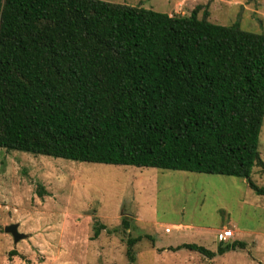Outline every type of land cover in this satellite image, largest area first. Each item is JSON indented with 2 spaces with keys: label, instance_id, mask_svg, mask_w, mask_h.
I'll return each instance as SVG.
<instances>
[{
  "label": "trees",
  "instance_id": "1",
  "mask_svg": "<svg viewBox=\"0 0 264 264\" xmlns=\"http://www.w3.org/2000/svg\"><path fill=\"white\" fill-rule=\"evenodd\" d=\"M198 14L101 0H0V148L242 178L264 196L251 180L254 167L264 173V35ZM121 225L131 229L126 217ZM139 241L128 240L131 261ZM245 247L171 250L212 260Z\"/></svg>",
  "mask_w": 264,
  "mask_h": 264
},
{
  "label": "rangeland",
  "instance_id": "2",
  "mask_svg": "<svg viewBox=\"0 0 264 264\" xmlns=\"http://www.w3.org/2000/svg\"><path fill=\"white\" fill-rule=\"evenodd\" d=\"M190 16L264 35V0H101ZM259 151L264 161V121ZM251 180L264 186L254 167ZM43 190V196L39 191ZM131 224L124 231L122 220ZM26 238L14 242L5 227ZM105 225L95 238V228ZM170 229V232H168ZM246 244L214 259L218 235ZM140 239L128 257V240ZM0 264H264V196L248 180L192 172L74 162L0 148Z\"/></svg>",
  "mask_w": 264,
  "mask_h": 264
},
{
  "label": "water",
  "instance_id": "3",
  "mask_svg": "<svg viewBox=\"0 0 264 264\" xmlns=\"http://www.w3.org/2000/svg\"><path fill=\"white\" fill-rule=\"evenodd\" d=\"M18 228H19L18 225H10V226L5 227V232L10 234L13 237L14 242L16 244L19 241L26 238V235L19 233Z\"/></svg>",
  "mask_w": 264,
  "mask_h": 264
},
{
  "label": "built area",
  "instance_id": "4",
  "mask_svg": "<svg viewBox=\"0 0 264 264\" xmlns=\"http://www.w3.org/2000/svg\"><path fill=\"white\" fill-rule=\"evenodd\" d=\"M168 232H170V229H168ZM234 237V232L230 229H225L223 231L220 232V234L218 235V239L220 242H226L231 240Z\"/></svg>",
  "mask_w": 264,
  "mask_h": 264
}]
</instances>
